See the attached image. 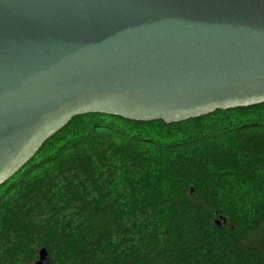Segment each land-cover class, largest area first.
<instances>
[{
  "label": "trees",
  "instance_id": "16d2710c",
  "mask_svg": "<svg viewBox=\"0 0 264 264\" xmlns=\"http://www.w3.org/2000/svg\"><path fill=\"white\" fill-rule=\"evenodd\" d=\"M264 264V103L74 117L0 186V264Z\"/></svg>",
  "mask_w": 264,
  "mask_h": 264
},
{
  "label": "water",
  "instance_id": "95a60500",
  "mask_svg": "<svg viewBox=\"0 0 264 264\" xmlns=\"http://www.w3.org/2000/svg\"><path fill=\"white\" fill-rule=\"evenodd\" d=\"M260 103L264 0H0V186L79 115Z\"/></svg>",
  "mask_w": 264,
  "mask_h": 264
}]
</instances>
